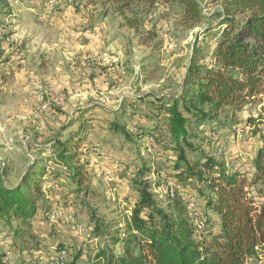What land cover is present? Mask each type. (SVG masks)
<instances>
[{"label":"rangeland","instance_id":"374dc122","mask_svg":"<svg viewBox=\"0 0 264 264\" xmlns=\"http://www.w3.org/2000/svg\"><path fill=\"white\" fill-rule=\"evenodd\" d=\"M37 3L42 8L41 13L54 14L61 6L67 5L84 16L83 11L88 10L86 4L93 5L88 0H0V173H4L9 186H16L25 180L28 172L35 178L40 168H45L46 178L41 182L47 196L46 201L40 203L32 224L33 234L42 241L39 251L29 250L31 246L23 253L11 249L8 227L0 220L2 263L54 264L58 250L64 248L68 252V261L81 253L79 264H90L97 253L107 247L109 238L122 235L132 216L133 208H129L138 199V189L131 169L152 170L142 180L150 185L159 207L167 208L170 188L174 187L186 198L189 210L205 218V198L211 193L203 186H199V192L195 185L183 186L173 180L171 171L176 158L172 152L164 151V143L168 142L167 126L151 102L153 97L162 94L172 98L180 95L187 68L196 52L200 65L210 64L219 35L216 23L210 20L194 30H186L178 23V8L157 6L150 13L141 15L143 23L137 35L134 31L119 28L113 16L107 21L105 46L102 45L96 53L82 52V61L78 51L61 50V57L70 66L76 62L85 64L81 67L82 73L77 71L81 74L79 77H74L68 66V71L61 72L57 78V57L49 56L50 59L44 61L42 87L32 84L25 94L29 102L19 103L17 98L13 99L15 93L12 91L19 77L10 74L11 56L7 55V50H22L23 46L13 40L29 26L24 8ZM214 12L210 0H205L206 16L210 17ZM144 42L146 46L142 44ZM251 113L256 116L257 108L247 106L238 114L226 113L219 123L202 125L193 134V144L198 151L189 157L200 158L204 154L215 158L231 172L249 174L260 146L258 137L252 135V128L247 124ZM79 126L90 130L87 136L92 142L89 143L100 151H92L90 161L84 160L89 162L90 191L96 193L95 197L92 195L88 199L84 192L77 193V186L69 179L66 170L56 163L57 156L51 161L46 159L47 155L41 156L42 149L49 150L58 137L66 140L76 135ZM117 126L123 128L125 135L114 133ZM152 129L157 130L159 137V140L156 137L155 145L139 140L142 131L151 132ZM96 131L102 135L95 136ZM120 137L136 150V159L124 165L126 175L111 174L106 166L101 165L115 154L114 149L121 148ZM117 178L128 183H119ZM53 209H56L55 218L50 216ZM61 213L71 214L77 225L65 224L59 218ZM91 214L110 227L106 237H95ZM78 225L82 226L80 230ZM116 253H119L117 249ZM248 264L260 263L251 258Z\"/></svg>","mask_w":264,"mask_h":264},{"label":"trees","instance_id":"16d2710c","mask_svg":"<svg viewBox=\"0 0 264 264\" xmlns=\"http://www.w3.org/2000/svg\"><path fill=\"white\" fill-rule=\"evenodd\" d=\"M88 1L93 4L85 6L91 9V24L115 16L119 28L137 35L143 23L141 15L157 6L178 8V23L186 30L210 20L219 30L210 64L200 65L196 52L180 95L170 99L155 96L151 102L167 120L169 138L164 151L176 158L173 180L183 186L195 185L199 192V186H203L211 193L205 198L206 217L193 214L182 192L174 187L170 188L173 196L167 208L159 207L150 185L142 180L152 170L137 169L133 179L138 199L132 216L122 235L109 238L107 247L90 264H247L251 258L264 260V0H210L215 7L210 17L204 13L205 0ZM247 106L257 108L256 116L249 114L247 124L261 143L249 174L231 172L204 154L189 157L198 151L193 144L194 132L205 123H219L226 113L235 115ZM115 128L125 135L122 127ZM140 135L139 140H156L153 131H142ZM86 141L78 134L66 140L58 137L49 150L42 149L41 156L47 155L48 161L57 156L56 163L66 170L77 193L84 192L88 199L96 193L89 187V164L82 161L83 155L93 154ZM29 173L16 186H9L4 173H0V220L8 227L11 249L20 253L30 246L29 250L39 251L42 244L33 234L32 224L40 203L47 199L41 182L46 170L40 168L35 178ZM91 220L95 237H106L110 227L94 214ZM201 222L202 230L198 228ZM63 253V264H79L81 253L68 261L64 248L58 250L54 264L59 263ZM2 261L0 257V264Z\"/></svg>","mask_w":264,"mask_h":264},{"label":"crops","instance_id":"0c3cea01","mask_svg":"<svg viewBox=\"0 0 264 264\" xmlns=\"http://www.w3.org/2000/svg\"><path fill=\"white\" fill-rule=\"evenodd\" d=\"M24 9L26 11L25 14H27V16L29 17V26L26 27L24 31L19 33L20 35H17L18 38H15L16 40H13L17 42V44H20V47L23 46V48L22 50H14L13 48L7 50V55L11 56V60L9 62L10 74L12 76H16V78L17 76L19 77L17 78V85L15 84V86H13L12 88L13 93H15L13 99L17 98L19 103H24V101H26L25 103L29 102V100L25 99V94L30 91V86L32 84H34V86L42 87L44 81V61L45 59L46 61H48L50 59L49 56H53V58L54 56L57 57L58 64L55 66V68L57 69V72L55 73L57 78H60L61 72L64 73V71H68V66L70 67L69 69L73 71L74 77H79V75L81 74H78L77 71H81L82 73L83 70L81 69V67L85 64L82 62H78L77 64L76 62L77 65L73 64V66H70V64L66 62L65 58L61 57V50H76L79 52V54H81L82 52L83 54L96 53L97 49H100L102 45H104V38L106 37L105 30L107 25V21L93 22V24H91L92 22L90 23L89 21L90 16H87V13H89L90 10H87L86 12L84 10V16L81 14V11H75L72 7H69L67 5L61 6L55 11L54 14H49L48 11L41 13L42 8L39 7L38 3L36 4V6L30 5L25 7ZM46 12L48 14H46ZM79 59L83 61L84 56L81 54ZM28 71L30 72L27 76ZM97 74L99 75L98 72ZM28 77L30 79H28ZM32 78L34 79L32 80ZM70 84L71 83L69 82L68 85ZM69 91L71 90L69 89ZM158 98L172 97L162 94ZM98 108L99 106L97 107V109ZM153 109L157 110V114L160 116V118H164V123L167 126L165 115L160 113L156 105L153 106ZM126 115L127 114H124L123 116ZM151 131H153L155 137H157L158 139L159 137L157 136V130L152 129ZM89 132L90 130L88 131L85 128L82 129L79 126L77 134L85 138L87 140L86 142L91 143L92 138H88L87 136ZM115 132H117L116 128H114V133ZM101 135L102 133H98L96 131L95 136L100 137ZM119 143H121V148L114 149L115 154L113 153V155H111L109 158H106L104 160L106 163H101V165L106 166L107 171L111 174L126 175L127 168L124 165H126L128 161H134L136 159V150L135 146L128 143L123 137L119 138ZM119 143L117 142V145H119ZM89 157L92 158L91 154L88 156L83 155L82 161H90ZM98 159L100 158L98 157ZM115 175H113V177H115ZM117 180L119 181V178H117ZM119 183L126 184L128 183V181L126 182L123 180V182L119 181ZM135 203L136 201H134L133 204L131 203L129 210L131 208H134Z\"/></svg>","mask_w":264,"mask_h":264},{"label":"built area","instance_id":"2783aa9c","mask_svg":"<svg viewBox=\"0 0 264 264\" xmlns=\"http://www.w3.org/2000/svg\"><path fill=\"white\" fill-rule=\"evenodd\" d=\"M54 102H57L58 100H53ZM45 108V107H44ZM147 141V143L148 144H151V145H155L156 144V140H155V138L154 137H152V138H149V139H147L146 140ZM93 151L94 152H100L99 151V149H93ZM219 153H222V150L221 149H219ZM131 173L133 174V176H134V170H131ZM173 193H172V191H170V193H169V197H172L173 195H172ZM192 207H194V205L192 204L191 205ZM50 216L52 217V218H55L56 217V209L54 210H51V212H50ZM59 218L60 219H62V221L65 223V224H67V225H70V226H75V225H77L76 224V220L74 219V217L71 215V214H60L59 215ZM78 228H79V230L82 228V226H77ZM203 227H204V224H203V222H201V223H199L198 224V228L200 229V230H202L203 229ZM64 258H65V253H63V257L61 258V260L59 261V264H63L64 263ZM258 262L260 263V264H264V260L263 259H260V260H258ZM248 264V263H247Z\"/></svg>","mask_w":264,"mask_h":264}]
</instances>
